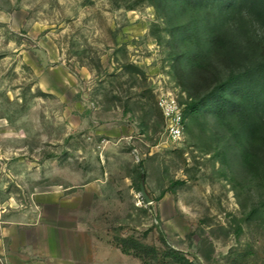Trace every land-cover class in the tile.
Here are the masks:
<instances>
[{"label":"rangeland","instance_id":"1","mask_svg":"<svg viewBox=\"0 0 264 264\" xmlns=\"http://www.w3.org/2000/svg\"><path fill=\"white\" fill-rule=\"evenodd\" d=\"M176 6L179 23L197 25L191 48L207 51L223 34L249 45L241 69L215 61L223 80L260 60L264 10L253 0ZM170 38L150 0H0L1 257L12 238L34 239L5 218L37 205L46 223L89 228L106 264H144L122 252V238L156 247L151 264H179L168 248L194 264H264V178L242 159L241 117L252 112L191 115ZM162 97L186 115L179 141L167 134ZM254 119L264 126L262 104Z\"/></svg>","mask_w":264,"mask_h":264},{"label":"trees","instance_id":"2","mask_svg":"<svg viewBox=\"0 0 264 264\" xmlns=\"http://www.w3.org/2000/svg\"><path fill=\"white\" fill-rule=\"evenodd\" d=\"M150 1L160 11L161 17L169 27L173 48L172 67L178 85L191 99L189 113L191 115L214 113L218 120L223 121L228 115L250 110L252 113L249 117L246 115L245 118L241 117L248 142L242 152L243 166L250 175L263 179L264 162L261 152L264 150V126L255 121L254 111L260 104L264 106V36L254 43V53L260 60L243 73L231 74L223 80L215 61L230 68L241 69L244 60L247 59L243 51L249 52V45L242 46L241 42L229 39L223 34L212 37L207 51L191 48L190 41L194 35L192 33L197 25L193 22L186 26L175 19L178 0ZM253 5L264 10V0H253ZM245 26L244 21L240 23L241 30L245 29ZM211 88L209 93L202 94ZM185 117L186 115L184 119ZM119 247L125 254L134 253L142 258L144 264H151L147 258L148 254L158 257L156 247H148L133 238H122ZM164 256H170L179 264H194L173 248H168Z\"/></svg>","mask_w":264,"mask_h":264},{"label":"crops","instance_id":"3","mask_svg":"<svg viewBox=\"0 0 264 264\" xmlns=\"http://www.w3.org/2000/svg\"><path fill=\"white\" fill-rule=\"evenodd\" d=\"M35 207L39 209L37 205L29 211L19 207L5 218L21 234L24 226L34 230L30 243L22 242V235L17 242L12 238L10 250L2 249L12 264H106L104 245L89 228L80 221L72 226L46 223L42 211ZM28 216L35 221H29Z\"/></svg>","mask_w":264,"mask_h":264},{"label":"built area","instance_id":"4","mask_svg":"<svg viewBox=\"0 0 264 264\" xmlns=\"http://www.w3.org/2000/svg\"><path fill=\"white\" fill-rule=\"evenodd\" d=\"M159 105L166 121V131L168 136L174 141H179L183 137L185 128L183 108L175 97H162L159 100ZM0 264H12V262L7 256H0Z\"/></svg>","mask_w":264,"mask_h":264},{"label":"water","instance_id":"5","mask_svg":"<svg viewBox=\"0 0 264 264\" xmlns=\"http://www.w3.org/2000/svg\"><path fill=\"white\" fill-rule=\"evenodd\" d=\"M140 190H141V194L143 195V197L146 199L147 202H151V198L148 196L147 192H146V189H145V186H144V183H143V178L141 180V183H140Z\"/></svg>","mask_w":264,"mask_h":264}]
</instances>
